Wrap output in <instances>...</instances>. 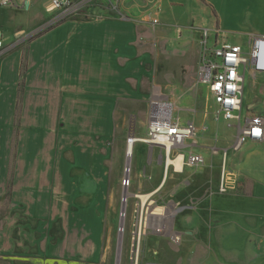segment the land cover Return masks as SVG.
Listing matches in <instances>:
<instances>
[{"label": "crops", "instance_id": "1", "mask_svg": "<svg viewBox=\"0 0 264 264\" xmlns=\"http://www.w3.org/2000/svg\"><path fill=\"white\" fill-rule=\"evenodd\" d=\"M92 2V12L78 13L0 56V264L107 261L105 247L98 245L113 239L120 212L112 164L114 118L128 115L130 104L153 94L141 85L146 76L156 82L160 57L165 62L190 44L177 40L180 28L149 29L152 19L177 21L189 40L197 31L200 38V27L218 28L212 0ZM255 3L262 6V0ZM50 4L28 0L24 7H0V38L12 43L45 23L53 15ZM258 32L264 34L223 38L241 45ZM152 47L156 56L146 49ZM247 80L252 85L245 94ZM162 93L176 102L183 122L195 123L197 137L199 127L181 89L170 86ZM214 110L213 101L217 121ZM241 113L243 119L264 118V73L253 67L245 74ZM137 142L145 146L134 192L147 199L160 187L157 199H163L153 207L159 214L167 197L176 208L182 206L173 219L182 234L177 247L182 253L158 254L151 264H264V138L228 149L226 160L221 150L215 159L211 147L197 151L188 140L176 153H199L206 163L172 174L171 168L165 173V166L158 167L163 163L161 151L158 162L154 158L158 145ZM224 161L237 184L223 194L218 185ZM208 168L215 171L210 178L204 175Z\"/></svg>", "mask_w": 264, "mask_h": 264}, {"label": "built area", "instance_id": "2", "mask_svg": "<svg viewBox=\"0 0 264 264\" xmlns=\"http://www.w3.org/2000/svg\"><path fill=\"white\" fill-rule=\"evenodd\" d=\"M28 0H0V7L20 8L24 7ZM93 0H51L49 11L53 15L42 25L20 35L14 42L6 43L0 38V56L11 50L17 44L23 41L31 40L42 33L48 31L59 23L77 15L79 11ZM117 9V6H113ZM153 24H158L159 19H152ZM211 28L202 27L199 40L200 55L198 64V81L207 86L209 93L215 103L214 116L217 121L223 119L227 126L237 124L238 133L231 148L240 149L244 143L249 140H261L264 138V118L260 115L242 117V105L244 97L245 74L249 67L256 71L264 73V34H254L250 37V49L245 50L242 45L232 43L226 40L222 34H212ZM147 133L143 138H137L132 135L129 138V144L136 141H142L151 146L158 145L161 148V160L165 166V173L171 168L176 172V165L169 162V159H177L181 153L177 149L188 146L187 141L194 142L197 134V126L193 121L183 122L178 113L176 102L165 93H153L148 102L147 111ZM228 149L224 150V160H226ZM217 152V150H215ZM184 156V166L186 165L200 168L205 165V157L199 153H190ZM130 170V169H129ZM133 184L130 174L122 181V186L128 189ZM236 175L223 164L218 192L228 193L236 188ZM157 188L144 201L138 192H127L122 197L121 217L125 222L119 230L125 233L126 216L130 197H134L136 220L131 235L130 259L134 264H139V258L142 251V241L144 237L158 236L161 231V220L164 214H158L153 208L159 207V200L154 196L160 192ZM144 195V194H143ZM165 204V203H163ZM162 206V205H161ZM168 212L167 205H164ZM182 206L174 207L171 214L175 218ZM166 217V215H165ZM174 229V227H173ZM170 237L176 243L182 240V234L174 229Z\"/></svg>", "mask_w": 264, "mask_h": 264}, {"label": "rangeland", "instance_id": "3", "mask_svg": "<svg viewBox=\"0 0 264 264\" xmlns=\"http://www.w3.org/2000/svg\"><path fill=\"white\" fill-rule=\"evenodd\" d=\"M214 12L218 20V28L214 27L212 30V34H239L241 32H254L261 31L264 32V18H262V14L258 12L259 3H255V0H212ZM95 2H90L85 7H83L79 13L92 12L90 7L94 5ZM264 7V0H262L261 9ZM114 11H118L113 8ZM157 12H160V8H157ZM160 14V13H159ZM262 16H261V15ZM76 16V15H75ZM159 17V24L151 23L149 29L156 28H164V27H175L181 29V36L176 34L179 39L178 41H190V44L185 46L180 52V50L174 51L171 58L168 60H163L160 57L159 68L157 70V79L156 82L152 78L146 76L141 87H145L146 91H151L150 94L155 92H163L167 89V87L178 86L181 89V93L183 94L184 104L185 106L191 108L192 119L196 120L199 132L198 136L195 138L193 143H189L190 146L197 149V151H202V149L206 147H211V154L214 155L215 159L219 157L218 152L221 150V154L224 157V150L230 149L235 141V134L238 130L237 124L233 126H227V123H223V119H220L222 122H217L214 120L211 113L212 106V98L209 93V90L206 85L200 84L198 81V59H199V49L200 46L198 42L200 38H198V31L196 29V33L191 36L190 40L186 37H183V26L177 21H168L161 20ZM165 25V26H163ZM177 25V26H176ZM181 25V26H180ZM201 28H198L199 33H201ZM155 31V30H154ZM153 31V32H154ZM164 34V33H163ZM258 34H262L259 33ZM201 35V34H200ZM148 37V36H147ZM250 36H246L245 40L241 41V45L245 50L250 49ZM147 39V38H146ZM192 43V44H191ZM148 51H155L152 48ZM180 52V53H179ZM154 56H156V51L154 52ZM156 63L155 58L152 61L153 72L156 77ZM149 67V66H147ZM252 85V81L246 82L245 85V94L247 93L248 85ZM149 96L141 99H136L137 102L135 104L132 103L128 107V115L114 118V128H113V140H112V164L114 168V176L118 178L116 180L115 185L116 190L118 191V196L120 198V212L117 219L116 230L113 232L114 237L110 240V243L105 244V239L101 241L98 245L103 249L105 247L107 252V261L104 264H134L130 259V243H131V235L132 230L134 228L136 216L133 211L135 205V198L130 197L128 203V210L126 216V230L125 233L119 230L120 226L125 222V218L123 219L120 215L122 209V197L125 193H135L136 187L134 185V181L132 186L128 189L122 186V181L126 177V174H130L131 178L134 179L135 174L138 172L141 166V159L143 158V152L141 149L144 148V144L141 142H137L135 146H133L132 155L128 156V146H129V138L132 134L136 136H145V132L147 129V103L149 102ZM256 100L253 99V102ZM246 98L244 102V107L246 110ZM254 107H257L256 105ZM214 125V126H213ZM211 130V131H210ZM135 136V137H136ZM224 146V148L219 147ZM189 148V147H188ZM187 148V149H188ZM232 149V148H231ZM217 150V152H215ZM160 148H154V158L158 162ZM153 154L151 153V156ZM161 155V154H160ZM161 160V157H160ZM159 169L164 168V164H159ZM130 169V170H129ZM189 169H187L188 172ZM174 173L171 169V174ZM215 174V171L211 169H207L204 172V175L208 178L211 175ZM217 175V174H216ZM114 177V178H115ZM115 178V179H116ZM236 189V188H235ZM139 193V192H138ZM141 194V193H139ZM163 196V194H162ZM166 197V196H165ZM143 200L145 196H142ZM158 198V195L157 197ZM163 199L161 197L159 202ZM171 198L164 199L165 202H161V213L164 214V219L161 220V231L157 234L158 236H152L153 234L149 233V236L144 237L142 241V251L139 258V264H151L153 260L156 259L158 254L169 256L167 258H172L173 256H177V254L182 253V251L178 250V243L173 241L170 237V234L174 232L173 229V219L174 217L171 214L174 212L175 204ZM165 203V204H163ZM164 205H167L168 212L164 209ZM155 212L159 214L160 210L155 209ZM166 215V217H165ZM152 236V237H151ZM151 237V238H150ZM179 252V253H178ZM183 256V254H181ZM196 259L193 258L192 262ZM173 264V262H171Z\"/></svg>", "mask_w": 264, "mask_h": 264}, {"label": "bare ground", "instance_id": "4", "mask_svg": "<svg viewBox=\"0 0 264 264\" xmlns=\"http://www.w3.org/2000/svg\"><path fill=\"white\" fill-rule=\"evenodd\" d=\"M132 152H133V145H132V143H131V144H129V146H128V156H129V157L132 155ZM169 162H170V163L173 162V163L176 165L177 170H183V166H184V156H183V154L181 153L180 156H179L177 159H175V160L172 159V158H170V159H169Z\"/></svg>", "mask_w": 264, "mask_h": 264}]
</instances>
